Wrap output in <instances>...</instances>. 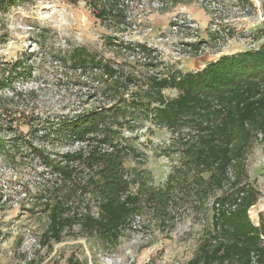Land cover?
Here are the masks:
<instances>
[{"label": "rangeland", "instance_id": "obj_1", "mask_svg": "<svg viewBox=\"0 0 264 264\" xmlns=\"http://www.w3.org/2000/svg\"><path fill=\"white\" fill-rule=\"evenodd\" d=\"M105 3L114 10L99 18ZM263 47L264 0H5L0 264H192L219 232L216 199L237 189L236 203L222 209L235 210L251 191L255 201L248 214L260 228L264 129L247 124L252 134L240 166L229 167L222 187L203 195L206 183L198 179L207 181L210 173L190 169L183 154L182 138L194 133L175 132L158 118L157 110L183 92L154 85ZM262 90L252 97L264 98ZM89 113L101 114L102 123L100 132L88 137L108 136L110 144L126 148L127 188L118 200L136 209L110 234L103 231L105 198L88 184L89 179L103 183L100 169L89 173L81 165L73 177L77 182H67L40 154L77 165L65 156L87 143L73 139L66 124ZM109 143L101 151L112 152ZM95 146L84 147L85 158ZM160 189L170 193L165 205L149 199L151 190ZM131 195L138 197L132 205ZM260 237L264 247V232ZM256 260L252 254V264Z\"/></svg>", "mask_w": 264, "mask_h": 264}, {"label": "trees", "instance_id": "obj_2", "mask_svg": "<svg viewBox=\"0 0 264 264\" xmlns=\"http://www.w3.org/2000/svg\"><path fill=\"white\" fill-rule=\"evenodd\" d=\"M105 5L103 6L107 9L103 8L99 12V18L108 17L114 10L112 5ZM4 6L5 0H0V11ZM139 48L143 53L148 51L145 47ZM105 71L113 73L111 68L106 67ZM176 79L172 78V82L163 80L157 83L158 86L154 85L155 88L171 85L183 92L167 107L157 110L158 118L175 132L182 133L183 129L189 128L194 133L189 138H182L183 154L190 169H197L198 174L210 173L209 180L198 179L200 185L206 183L201 194L208 196L210 191L222 187L229 167L240 166L252 134L247 124L252 129H264V98L252 97V93H261V88L264 92V47L258 51L224 56L202 72L188 74L179 81ZM159 99L164 103L160 96ZM100 119L101 114L89 113L77 116L66 124V129L73 139L87 143L74 155L65 156L66 159L79 161L77 165L73 166L72 163L75 162L72 161L61 165L59 161L52 160L43 152L40 154L46 165L52 166L53 172L58 173L59 177L67 182H77L73 177L78 175L76 171L81 165L85 166L89 173H97L96 169H100L98 174H101L103 183L89 179L88 184L98 188L97 192L105 198L101 205L102 217L105 219L103 231L110 234L136 209L131 203H135L138 197H128L127 201L131 202V207L118 200L120 192L127 188L122 173V158L126 154V148L113 145L112 142L110 144L108 136L103 140H98L96 136L88 137L89 133L100 132ZM93 142L97 146L93 147L85 158L84 147L87 148ZM108 143L113 151H101V145ZM2 149L0 144V150ZM236 184L237 182L234 183ZM160 190H151L149 199H154L156 204L165 205L170 193ZM238 192L237 189L235 193L216 199L219 211L214 214L213 219L220 234H211V241L202 248L201 257L192 264H252V254L257 257L256 264H264V247L260 237V233L264 232V224L256 228L248 214V209L255 201L254 193L245 191L246 194L235 210L227 213L222 209L228 203H236L235 195Z\"/></svg>", "mask_w": 264, "mask_h": 264}, {"label": "built area", "instance_id": "obj_3", "mask_svg": "<svg viewBox=\"0 0 264 264\" xmlns=\"http://www.w3.org/2000/svg\"><path fill=\"white\" fill-rule=\"evenodd\" d=\"M192 25H194V26H195V24H192Z\"/></svg>", "mask_w": 264, "mask_h": 264}]
</instances>
